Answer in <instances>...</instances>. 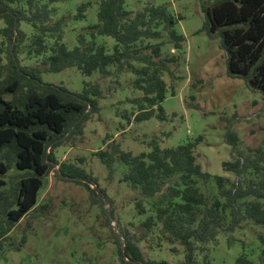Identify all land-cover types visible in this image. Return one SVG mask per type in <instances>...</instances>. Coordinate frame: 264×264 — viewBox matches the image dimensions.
<instances>
[{
    "label": "trees",
    "instance_id": "1",
    "mask_svg": "<svg viewBox=\"0 0 264 264\" xmlns=\"http://www.w3.org/2000/svg\"><path fill=\"white\" fill-rule=\"evenodd\" d=\"M58 1L0 0V242L34 211L50 173L83 186L100 206L106 199L102 189L97 190L103 199H96L95 189L90 188L97 187L92 174L59 162L55 154L64 143L83 136L87 122L100 113L105 89L91 81L84 82L80 93H73L43 83L42 72L75 68L84 77L96 73L102 79L129 72L134 77L131 85L141 96L130 100L136 110L123 115L128 124L166 121L162 103L168 93L175 95L163 76L174 77L183 54L185 38L176 30L179 16L165 7L146 6L131 17L124 0H93L97 22L79 33L75 47L68 49L62 41L65 19L51 21ZM90 4H80L70 17L84 19ZM200 8L204 16L201 31L219 39L226 76L264 96V0H201ZM22 23L31 27L27 54L41 70L20 65L18 49L25 40ZM97 37L112 38V51L104 42L98 43ZM165 44L177 54L162 56ZM224 139L231 148V160L223 162L222 169L234 180L202 170L196 156L201 136L169 148H161L153 137L150 152L137 156L121 151L118 144H107L93 154L109 177L114 175L116 158L124 165L120 182L138 190L147 201L148 212L141 200L135 203L140 215L148 213L143 228L146 233L156 229L164 244L182 247L179 264H197V252L206 251L221 232L248 224L264 228V145L240 151L239 139L230 128ZM12 169L19 173H11ZM209 184L211 191L206 188ZM259 241L258 263L264 264L261 234ZM115 244L120 264H167L145 258L128 232L120 231ZM235 264L256 263L243 254Z\"/></svg>",
    "mask_w": 264,
    "mask_h": 264
},
{
    "label": "rangeland",
    "instance_id": "2",
    "mask_svg": "<svg viewBox=\"0 0 264 264\" xmlns=\"http://www.w3.org/2000/svg\"><path fill=\"white\" fill-rule=\"evenodd\" d=\"M88 1L91 4L86 17L73 20L70 16L76 14L77 7ZM124 1L131 17L146 6L165 7L180 17L176 30L185 38L183 54L174 77L163 76L167 86L175 91L174 96L168 93L162 103L167 120L127 123L123 115L136 110L130 100L141 96L140 91L133 89L134 77L129 72L106 79L96 73L84 77L75 68L58 73L42 72L43 83L59 85L73 93H80L84 82L91 81L99 82L105 89L99 101L100 113L87 122L83 136L64 143L55 154L59 162L75 164L92 174L97 187L90 188L95 189L96 199H103L97 189L104 190L106 199L100 206L83 186L60 180L50 173L34 211L1 240L0 264H120L115 244V236L120 231L132 236L145 258L179 264L184 256L182 247L164 244L156 229L146 233L143 228L148 213L140 215L135 203L141 200L148 212L147 201L138 190L120 182L124 165L116 158L114 175L109 177L105 165L93 154L107 148V144H118L121 151L137 156L150 152L153 137L161 148H169L201 136L196 156L202 170L234 180L233 175L222 169V163L231 160V148L224 139L226 129L237 135L240 151L264 145V96L241 80L226 76L225 54L219 48V39H212L201 31L204 22L201 0ZM54 7L57 13L51 21L65 19L62 41L68 49H73L76 36L97 22V3L60 0ZM21 28L25 40L18 49L20 65L41 70L37 60L27 54L31 27L22 23ZM96 41L104 42L109 52L115 44L110 37H97ZM173 54L177 52L170 45L162 47V56ZM11 173L19 172L12 169ZM212 186L209 184L207 190L211 191ZM259 234L264 237V228L251 224L230 233L221 232L215 242L206 246V251L197 252V264H235L243 254L259 264Z\"/></svg>",
    "mask_w": 264,
    "mask_h": 264
},
{
    "label": "water",
    "instance_id": "3",
    "mask_svg": "<svg viewBox=\"0 0 264 264\" xmlns=\"http://www.w3.org/2000/svg\"><path fill=\"white\" fill-rule=\"evenodd\" d=\"M122 252L124 253V246L122 245Z\"/></svg>",
    "mask_w": 264,
    "mask_h": 264
}]
</instances>
